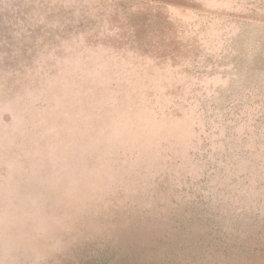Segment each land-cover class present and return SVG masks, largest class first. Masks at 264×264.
<instances>
[{
	"label": "rangeland",
	"instance_id": "rangeland-1",
	"mask_svg": "<svg viewBox=\"0 0 264 264\" xmlns=\"http://www.w3.org/2000/svg\"><path fill=\"white\" fill-rule=\"evenodd\" d=\"M0 264H264V0H0Z\"/></svg>",
	"mask_w": 264,
	"mask_h": 264
}]
</instances>
